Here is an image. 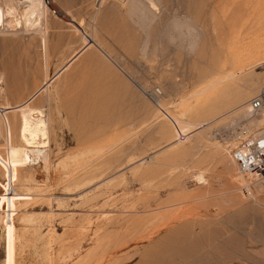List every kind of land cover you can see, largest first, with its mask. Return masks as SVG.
<instances>
[{
  "label": "rangeland",
  "instance_id": "rangeland-1",
  "mask_svg": "<svg viewBox=\"0 0 264 264\" xmlns=\"http://www.w3.org/2000/svg\"><path fill=\"white\" fill-rule=\"evenodd\" d=\"M15 1L21 14L26 0ZM45 1L48 62L33 29L0 33V107L23 104L85 39L93 46L50 88L49 168L25 162L19 113L8 115L10 142L0 110V264L9 257L76 264L99 236L111 246L90 264H264V193L255 179L239 177L225 145L238 118L248 117L228 113L264 90V65L245 56L264 42V0H159L148 30L133 25L122 0ZM175 15L204 33L193 53L169 41ZM240 63L238 79L207 90L203 108L186 111ZM188 209L198 210L195 233L181 218ZM24 216L34 224H22ZM187 245L192 258L171 254Z\"/></svg>",
  "mask_w": 264,
  "mask_h": 264
},
{
  "label": "bare ground",
  "instance_id": "bare-ground-1",
  "mask_svg": "<svg viewBox=\"0 0 264 264\" xmlns=\"http://www.w3.org/2000/svg\"><path fill=\"white\" fill-rule=\"evenodd\" d=\"M100 1H101V5L100 4L99 5L101 7L102 5H104V3L106 1H112V0H100ZM25 3H26V5L22 6L23 7V11L20 14L19 11H18L19 10L18 2H16L15 0H0V33H2L5 30V28H7V27H11V28L14 27V28H17V29L18 28H20V29L24 28L26 30L33 29L34 30L33 34L35 32L34 35H38L40 37V39H41V47H42V49L44 51V55L43 56H45L44 60H45V62H48V60L50 59V56H51L50 48H49V44H48L49 43L48 42L49 39H48V36H47V30H46L48 28V24L46 23V24L43 25L42 24V20L47 17V14L49 13V9H48L49 7L46 6V1L45 0H26ZM118 3H120V2H118ZM121 3H122V5H121ZM121 3H120L121 7L124 6L123 8H127L126 11L128 12V14H126V15H128V19L130 18V21H132L134 23V24L132 23L133 25L140 27V30L141 29H147L148 30V28L151 25H153L154 20L157 19L156 16L159 15V14H156L157 13L156 12L157 8H158V6L160 4L159 0H122ZM112 6H114V5H112ZM254 6H255V4H254ZM255 7H258V6H255ZM254 9L255 8L253 7L252 10L255 11ZM96 12H97V15H98V13L100 11H98V9H97ZM188 21H190V20H185V19H182V18H178L175 15L174 19H172V22L169 23L170 27L172 28V32L170 31L171 33L170 34L168 33V37H169L170 43H172V44L179 43V44H181L180 47H182V49H185L184 43H186L187 46H188L187 47L188 51L190 53H193L196 50L197 46H198V41L200 43V40L204 36V33L201 30L200 26L197 27V25H196L194 27V26H192L194 24H190V22H188ZM42 25L44 26V28H42ZM251 26L257 28V26L254 25V23ZM171 28H170V30H171ZM28 32H31V30L28 31ZM174 32H176L177 34L174 33ZM91 39H90V41H91ZM217 40L220 42V44L223 43L222 40L220 39V37H218ZM90 41H89V43H87L88 41L85 39L83 41L84 42V44H83L84 47L81 48L80 51H78L75 55H73V57L66 64L64 63L65 65L63 64L64 66L63 67L61 66V68H59V70H57V72L55 71L56 73H54V76L52 78H48V77L45 78V81H44L43 85L36 92L31 94L30 97H28V99L23 104L15 106V107H7V106L6 107H0V110L3 109V113H4V117L3 118H5V121H3V122H4L5 126H6V128H8V134H9L10 142H11V139H12V137H11L12 136L11 135L12 134L11 133L12 129L11 128H12L13 125H11L10 120L8 119V115H9V113H14V112L19 113V116H20V120H18L19 124L17 125L18 122L16 123V126L18 128L16 126L15 127H16V129H18V133L17 134H18V137H19L18 138L19 141L21 143H23L22 144L23 146H25V154L23 155V159L31 167H34L36 164H40V163H36V160H39L40 162H42L45 169L50 167V163H51L50 159L51 158H50V153H49L48 149L46 148L47 147L46 144L48 143L46 140L49 137L48 136V134H49V124L51 122V117H50L51 115L50 114L52 112V104L54 103L55 100L53 99V96H52L53 94L51 95L49 93V91H50V88L53 85V83L57 79H59V77L71 67V65L80 57V55L87 48L89 49V47L93 46V44H92L93 41H92V43ZM144 44H146V43H144ZM95 46H98V45H95ZM145 46H146V48H148V44L145 45ZM254 48H255V51H253V52H249L248 51V53L245 55V56L248 57L247 60H250V57H251V59L252 58L256 59L255 62L252 63V66H254V67H258V66L264 65V42L263 41L262 42L259 41L256 44V47H254ZM145 50L146 49H143V53H144ZM141 52H142V50H141ZM144 54H145L144 56L147 55V50H146V52ZM254 57H256V58H254ZM244 72H245V66H244V64L240 63V67L238 66L235 69H233V74L232 75L230 74L231 76L223 78V79L220 78L222 80H220V79L218 81L216 80L215 83L213 81L212 83H214V84H212V85L210 84L211 86L209 85V87L206 88L205 90L201 89V91L198 92L195 95V96L198 97V99L195 100L194 102H189V103L186 104V111L187 112H192V111L194 112V110L202 109L204 104H205V101L203 100L202 96L204 95V93L207 90H210L211 88L215 87L216 85L221 84L223 81H227V80H230V79L234 80L235 77H237L238 74H242ZM237 79H238V77H237ZM237 79H236V81H237ZM262 91H264V90H262ZM43 94H45V98L38 100L39 97H41V95H43ZM200 96H201V98H199ZM256 97H258V95ZM252 100L249 102V104H242L241 106H238L235 110L231 111L228 114L231 115V114H233L232 112L242 111V113L244 115L248 116V117H246V119H241L242 117L238 118V119H240V123H238V125L242 124L244 126L243 131L245 133V136L258 137V136L264 134V113L257 114V113L253 112V110L251 108ZM38 101H39V103L45 101V103H46L45 106L43 108L42 107L41 108L35 107L36 102L38 103ZM183 104H185V102ZM44 108H47V109H44ZM182 111H185V110L182 109ZM193 114H195V113H193ZM228 114L226 113V115H228ZM243 114H242V116H243ZM183 116L184 115L181 116L182 119L185 117V116L184 117ZM189 116H190V114H189ZM224 116L220 117L217 120H223V119L228 117V116L227 117H224ZM14 121H17V120H14ZM215 122L216 121L207 122V123L203 124V129L202 130H204L205 127L210 126L212 123H215ZM14 125H15V123H14ZM238 125H236L235 128H237ZM251 125L255 129L254 128L252 129ZM255 126L258 127L259 129L256 128ZM15 127H14V129H15ZM235 128L232 129V132L229 134V136H228V138L226 139V142H225V145L227 146V147L225 146L226 150H228V155L230 157V160L233 163H234V161L232 160V157H231V154H230V148L232 149V148H234L236 146V139H235V136L233 135L235 133V131H234ZM254 130H258V131H254ZM0 132H1V130H0ZM241 179H243V178H241ZM249 179H247V180H249ZM32 180H33V177H32ZM261 182L262 181H257L256 180V187L261 193H264V183H263L264 180H263L262 183ZM24 183H28V182H24ZM18 189L20 190L21 188H18ZM13 207H14V205H13ZM195 211L198 212V210H195V209H188L186 211H183L182 212L183 216L181 217V218L185 219V223L184 224L191 225L192 229L190 231L192 233L196 232V226H197L196 225L197 221L195 222L192 219V216H194ZM180 214H181V212H180ZM179 217L180 216H178V218ZM35 220L36 219H34L33 216H24L22 221H21V223L24 224V225H29V224L32 225L33 221H35ZM206 227H209V225H207ZM204 229H202V230H204ZM24 230H25V228H24ZM25 232H26V230H25ZM25 232H23V234L20 237L21 241H23V237H24V233ZM98 233H97V235H98ZM197 237H198V235H197ZM114 245H115V243H114ZM110 246H111L110 240H106L105 236H99L96 239V241H95V249H94V251L91 252L90 254H88L86 258H84L82 260H79L76 264H90V262L92 260H96V259L102 257L103 251H101V250L103 248L107 249ZM123 246L124 245H122V247ZM179 247L181 249V246H179ZM189 247H190V245H187L186 246V250H183V251H180L178 248H176V249L173 248L172 250L174 252L171 253V254H174V255H177V256H180V255H183V254L191 256V255H193V251L189 252ZM190 250H191V248H190ZM192 250H193V248H192ZM0 251H1V244H0ZM170 252H172V251H170ZM74 253H76V252H74ZM1 255H2V252L0 253V258H1ZM176 257H174V258H176ZM166 258H168V257H166ZM191 258H192V256H191ZM186 259H187V257H186ZM195 260H196V258H195ZM12 261H13V259L11 257H9L7 260L4 261L3 264H11ZM99 263H101V262L99 261Z\"/></svg>",
  "mask_w": 264,
  "mask_h": 264
},
{
  "label": "built area",
  "instance_id": "built-area-1",
  "mask_svg": "<svg viewBox=\"0 0 264 264\" xmlns=\"http://www.w3.org/2000/svg\"><path fill=\"white\" fill-rule=\"evenodd\" d=\"M251 108L254 113H264V91H262L258 97L252 100ZM244 126L238 125L235 128L233 134L236 139V146L230 148V154L232 160L237 166L238 174L243 179L253 178L257 181L264 180V134L253 137L245 136L243 131ZM248 194V189L245 187L242 189ZM10 194V192H9ZM6 214L10 218L11 211L5 206ZM10 215V216H9ZM1 253V251H0Z\"/></svg>",
  "mask_w": 264,
  "mask_h": 264
}]
</instances>
